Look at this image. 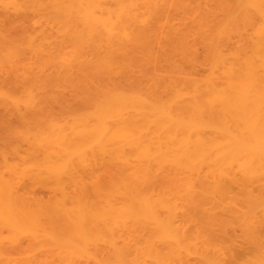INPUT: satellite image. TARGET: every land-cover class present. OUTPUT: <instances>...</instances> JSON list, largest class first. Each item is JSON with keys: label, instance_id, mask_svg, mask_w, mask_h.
<instances>
[{"label": "bare ground", "instance_id": "6f19581e", "mask_svg": "<svg viewBox=\"0 0 264 264\" xmlns=\"http://www.w3.org/2000/svg\"><path fill=\"white\" fill-rule=\"evenodd\" d=\"M237 2L209 29L191 0H0V105L41 120L0 167V264H264V33ZM66 89L88 109L42 115Z\"/></svg>", "mask_w": 264, "mask_h": 264}, {"label": "rangeland", "instance_id": "374dc122", "mask_svg": "<svg viewBox=\"0 0 264 264\" xmlns=\"http://www.w3.org/2000/svg\"><path fill=\"white\" fill-rule=\"evenodd\" d=\"M194 1H196V2H194ZM191 0V3L194 5H192L191 7H192V10L194 9L195 11H193L194 12V14H195V18L196 19H204L203 21H205V18H206V20H207V24L209 25V23H211L212 22V24H210L209 25V29H212V27H213V25L214 24H216V19L218 20L217 22H218V25L219 24H221L220 26H224V24H230L231 22H232V19H233V22L232 23H237V24H241V21L243 20V19H246V17L244 16V15H242L243 13V11H241V8H240V6L239 7H237V5L236 4H238V2H237V0ZM243 3H245V4H243L242 2H241V5H243V6H245L247 3L245 2L246 0H241ZM260 2H261V5H264V0H259ZM195 4H194V3ZM258 2V1H257ZM256 2V0H254V10L252 9V8H248L249 9V11H248V9L246 8V6L243 8V6H241L242 8H243V10L246 8V12H248L250 15H248V18H252V17H254V37H259V34L260 33H264V32H260V30H257L258 28H259V26L261 27V24H264V15H260L258 12L261 10H259L258 11V7L256 6L257 3ZM197 3H198V5H197ZM208 3V4H207ZM236 3V4H235ZM202 4H203V7H202ZM220 4H221V6H220ZM229 4V5H228ZM240 4V3H239ZM238 4V5H239ZM199 5H200V8H198L199 7ZM232 5V6H231ZM196 6H198V7H196ZM260 6V5H259ZM194 7H196V9L194 8ZM225 7V8H224ZM248 7V6H247ZM257 7V8H256ZM203 8V9H202ZM231 8V9H230ZM237 8V9H236ZM207 9V10H206ZM238 9H240V10H238ZM213 10H214V13H213ZM227 12V15H226V13L224 14V12ZM262 10H264V9H262ZM220 13H219V12ZM202 12H206L205 13V16H207V17H205L203 14H201ZM212 12V13H211ZM216 12V13H215ZM240 12V13H239ZM234 13V14H233ZM239 13V14H238ZM254 13V14H253ZM213 14V15H212ZM222 14V15H221ZM232 14V15H231ZM209 15V16H208ZM226 15V16H225ZM234 15V16H233ZM235 15H238V16H236L235 17ZM233 16V17H232ZM250 16V17H249ZM230 17H232V19H229ZM213 18V19H212ZM215 19V20H214ZM227 19H229L228 21H227ZM210 20V21H209ZM213 20L215 21V23L213 24ZM222 20H223V22H222ZM230 20H231V22H230ZM236 20V21H235ZM208 21H209V23H208ZM225 21H227V22H225ZM235 21V22H234ZM238 21H240L239 23H238ZM206 22V21H205ZM232 23H231V25H232ZM239 24V25H240ZM226 26V25H225ZM224 26V27H225ZM238 26V25H237ZM236 26V27H237ZM240 26H242V25H240ZM211 27V28H210ZM215 27H217V26H215ZM219 27V26H218ZM217 27V28H218ZM223 27V28H224ZM228 27L230 28V26L228 25ZM233 27H234V25L233 26H231V28L233 29ZM216 28V29H217ZM222 28V27H221ZM229 28H227V29H229ZM240 28V27H239ZM216 29H214V30H216ZM242 29V28H241ZM260 29V28H259ZM218 30V29H217ZM230 30V29H229ZM234 30H236V29H233V33H232V30H231V32L230 33H232V34H234ZM212 31V30H211ZM227 31V30H226ZM259 31V32H258ZM213 32V31H212ZM214 33V32H213ZM216 33V32H215ZM214 33V34H215ZM226 33H228V31L226 32ZM229 33V34H230ZM236 33V32H235ZM262 35H264V34H261V36ZM198 54L201 56V48H199L198 49ZM180 63V62H179ZM180 64H183V63H180ZM184 65H185V63H184ZM186 66V65H185ZM202 70H203V68L201 67V66H198L197 68H196V71H197V73H201L202 72ZM117 81L119 82V85H122L121 87H123V88H132L131 86H127V85H125L124 83H120V80L119 79H117ZM116 81V82H117ZM117 82V83H118ZM125 85V86H124ZM133 88H134V86H133ZM64 95H63V97H65L64 99H65V101H63V102H60L59 104H57V103H49L47 106H46V108H45V110L41 113L42 115H44V116H46V117H50V118H52L53 117V119H55V120H58L59 119V121L61 120V121H63V120H68L69 119V116H68V114L70 115V117H71V115L72 114H74V113H80V112H84L86 109H88V107L90 106L89 104H87V102L84 104V101L81 103V104H79L78 103V101L80 100V97L78 98H76V96L75 95H77V96H81V95H79V94H76V92L75 91H73V90H69V89H66V90H64V93H63ZM77 101V102H76ZM64 103V104H63ZM52 104V105H51ZM65 105H66V107H65ZM70 107V108H68V106ZM85 106V107H84ZM49 108V109H48ZM68 109V110H67ZM12 109H9V108H6V107H4V106H2V105H0V167H2L3 165L2 164H4L6 161L7 162H9V163H19V162H21V159L20 158H22V157H24L23 159H28V157L29 158H31V157H33V155H32V153L30 152V150L28 149V144H24L26 141H24L23 140V138H24V134L26 133V131H28L29 130V127L30 128H32V126H34V120L36 119H34L33 121H31L32 119H30L31 118V116H30V118H29V122H27L26 121V119H23L22 120V118H19L18 117V115H15L14 114V112L12 113V111H11ZM6 113V115H8V116H6L5 117V114L4 113ZM2 113V114H1ZM53 113V114H52ZM14 114V115H13ZM55 114H57V115H55ZM10 115V116H9ZM11 115H13V117L11 116ZM42 115H40V116H42ZM54 115H55V117H54ZM16 116H17V118H16ZM44 116H42V118L44 117ZM67 116H68V118H67ZM11 118V119H10ZM65 118V119H64ZM2 119H4V120H2ZM8 119V121H6ZM17 119V120H16ZM28 119V118H27ZM37 120V121H36ZM35 120V123H37L38 124V122H41V120L40 121H38V119H36ZM4 122H9L8 124H4ZM25 122V123H24ZM15 123H17V124H15ZM10 124V125H9ZM40 124V123H39ZM38 124V125H39ZM10 127H9V126ZM13 125H15V126H13ZM30 125V126H29ZM9 128H8V127ZM13 128H12V127ZM21 126V127H20ZM29 126V127H28ZM6 127V128H5ZM7 129V130H6ZM8 129H11V131L10 130H8ZM19 132V133H18ZM11 135H13V137L11 136ZM17 139V140H16ZM19 140H20V143H19ZM8 142V143H7ZM11 144V145H10ZM18 144V145H17ZM23 144H24V146H23ZM20 145L22 146V147H20ZM1 146H3V147H1ZM7 146V147H6ZM20 147V148H19ZM4 149H5V151H4ZM22 150V151H21ZM7 151V152H6ZM10 151L13 153V155L15 156V158L13 157V155L11 156V154H10ZM24 151V152H23ZM29 152H30V154L32 155L31 157H30V155H28L29 154ZM7 153V154H6ZM6 154V155H5ZM8 155V156H7ZM5 157V158H4ZM12 157V158H11ZM13 158L15 159V160H13ZM17 158H19V160L20 161H17ZM35 159V158H34ZM16 161V162H15ZM101 165H103V163H101ZM98 166H100V164H98ZM97 166V167H98ZM97 167L96 168H94V170H91L92 172H85V174H84V176H83V179L85 178V181L83 182L84 183V186L85 187H83L84 189V191H85V193H86V195H88L89 197L91 196V199L93 198V196L91 195V193H92V190H93V187L95 188V181L94 180H97V182H98V184L100 183V180H102V182H103V180L104 179H102V178H105L106 177V174L104 173V172H106V167L104 166V167H102L101 166V168L100 169H98V171H97ZM103 172V173H102ZM101 174V175H100ZM4 175H8V173L7 172H4ZM86 175V176H85ZM105 175V176H104ZM91 178V179H90ZM93 179V181H91ZM27 181H25L24 179H21L20 181H21V183L22 182H27V184H25V183H22L21 185H22V187H23V189L24 190H28V192H30V190H32L33 188V190H35V192H36V197H40L41 195L43 196V198L44 199H46L47 198V195H48V193L45 191L44 193H43V191L45 190V188L44 189H42V187L40 188V189H38L37 190V188H38V186H39V184L38 185H35V184H32V183H30V181H28V179H26ZM87 181H88V183H87ZM85 182H86V184H85ZM28 183H29V185H28ZM95 184V185H94ZM24 186H25V188H24ZM27 186H29V187H27ZM33 186V187H32ZM27 187V188H26ZM31 187H32V189H31ZM29 188H30V190H29ZM26 190V191H27ZM32 190V191H33ZM32 191H31V195H32ZM40 191V192H39ZM37 192H38V194H37ZM71 192L72 193H74L75 191L73 190V189H71ZM42 193V194H41ZM29 194V193H28ZM41 194V195H40ZM35 195V193H33V196ZM49 196H50V193H49ZM95 197V196H94ZM4 231V235L6 234V231L5 230H3ZM25 242V243H24ZM24 244H26V241L24 240Z\"/></svg>", "mask_w": 264, "mask_h": 264}]
</instances>
